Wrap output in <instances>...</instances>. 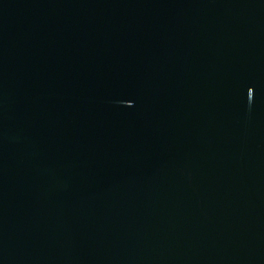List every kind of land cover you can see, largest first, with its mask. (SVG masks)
<instances>
[{"label": "water", "instance_id": "obj_1", "mask_svg": "<svg viewBox=\"0 0 264 264\" xmlns=\"http://www.w3.org/2000/svg\"><path fill=\"white\" fill-rule=\"evenodd\" d=\"M0 264H264V0H0Z\"/></svg>", "mask_w": 264, "mask_h": 264}]
</instances>
